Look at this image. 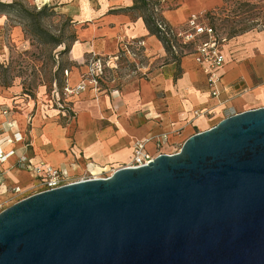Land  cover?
<instances>
[{"label":"water","instance_id":"95a60500","mask_svg":"<svg viewBox=\"0 0 264 264\" xmlns=\"http://www.w3.org/2000/svg\"><path fill=\"white\" fill-rule=\"evenodd\" d=\"M0 264H264V106L3 208Z\"/></svg>","mask_w":264,"mask_h":264},{"label":"crops","instance_id":"0c3cea01","mask_svg":"<svg viewBox=\"0 0 264 264\" xmlns=\"http://www.w3.org/2000/svg\"><path fill=\"white\" fill-rule=\"evenodd\" d=\"M136 1L91 0L88 10L75 19L76 35L69 55L72 62L81 64L86 55H115L141 41L150 62L139 69L148 72L147 80H133L109 92L88 89L66 98L67 108L44 112L37 105L30 115L24 108L16 112L0 103V144L8 154L0 163V210L19 199L11 191L14 186H20L25 195L30 189L36 191L33 165L45 163L70 175L94 170L111 173L128 163L136 141L149 139L145 149L150 152L165 133L164 147L181 145L188 136L228 115L264 106V27L236 39L226 37L219 94L213 97L192 52L160 67H149L166 50L146 25L145 7ZM222 3L162 0L160 16L181 27L190 14L215 12ZM67 76L71 86L81 80L79 68L73 67ZM195 110L202 114L195 116ZM15 132L22 139L7 142ZM22 157L27 161H20Z\"/></svg>","mask_w":264,"mask_h":264},{"label":"rangeland","instance_id":"374dc122","mask_svg":"<svg viewBox=\"0 0 264 264\" xmlns=\"http://www.w3.org/2000/svg\"><path fill=\"white\" fill-rule=\"evenodd\" d=\"M90 2L91 0H0L1 104L10 106L16 112H22L21 109L24 108L29 115L37 105L44 112L52 108L60 109V105L67 108L70 103L63 100L69 98L63 93V86L68 78L65 70L69 73L73 67L79 68L80 76L85 80L86 87L83 91H98L88 82L91 78L88 66L93 56L86 55L83 62L77 64L70 60L69 55L76 35L75 19L88 10ZM136 2L138 5L143 4L147 18L162 0ZM210 13L212 24L228 40L264 27V0H223L222 5ZM183 50L191 52L193 46ZM165 52L164 56L149 67H160L175 59L169 50ZM98 56L102 57L104 64L98 82L100 91L121 90L133 80L148 78V72L139 69L148 66L150 62L142 49L141 41L126 48L125 52ZM80 66L86 67L82 70ZM180 146L178 143L164 147L161 153L176 152ZM154 152L155 148L150 151ZM94 173H99V170H94ZM108 173L110 172L98 175L105 176ZM85 174H67V179H78Z\"/></svg>","mask_w":264,"mask_h":264},{"label":"built area","instance_id":"2783aa9c","mask_svg":"<svg viewBox=\"0 0 264 264\" xmlns=\"http://www.w3.org/2000/svg\"><path fill=\"white\" fill-rule=\"evenodd\" d=\"M157 13H160L159 7H155L152 10V18L163 44L168 47L169 52L172 53L175 59L188 53L187 50L183 49L193 46V50L191 52L194 55L195 62L206 75L209 93L211 96L217 97L219 94V70L225 62L223 43L226 41V36L219 32L212 24L211 13L207 11L192 13L188 16L186 22L181 27H174L170 25L160 15H157ZM92 56L93 57L90 59L88 66V72L91 76L88 82L92 83L95 89L99 90L98 82L101 79V75L104 70V64L102 63L101 56ZM65 73L68 75L67 70H65ZM85 87L86 84L83 78H81L79 83L74 86H71L66 82V84L63 86L64 96L78 95L85 89ZM57 98L59 99V97ZM65 99L66 98H63V100ZM60 108L62 109L63 106L60 105ZM201 114L202 111L200 110L194 111L195 116H199ZM21 139V134L19 132H15L13 133L12 138H8L6 141H20ZM148 141L149 139L136 141L134 143V149L130 160L122 167H138L148 163L156 155L163 152L161 150L167 143L168 136L164 133L157 140H155V154H152L145 149V143ZM7 155L8 154L4 152L0 144V163L6 159ZM20 161L26 162L27 159L22 157ZM32 170L37 180V188H34V190H36L35 192H32L33 189H30L27 192L28 195L42 190L54 189L74 181L104 177L98 175L103 173V171H99V173L88 171L89 174H85L79 179L68 181L67 174L64 171L58 168H53L49 165H46L45 163L33 165ZM11 191L19 199L28 196L25 195L26 192L20 186H14Z\"/></svg>","mask_w":264,"mask_h":264},{"label":"trees","instance_id":"16d2710c","mask_svg":"<svg viewBox=\"0 0 264 264\" xmlns=\"http://www.w3.org/2000/svg\"><path fill=\"white\" fill-rule=\"evenodd\" d=\"M145 20H146V25H148V27L150 28V30L151 31H154L158 35V37L161 39V37L158 34V30H157V28H156V26L154 24V21H153V18H152V13H149L148 14V17ZM161 41H162V39H161ZM164 48H165L166 51L169 50L166 45H164Z\"/></svg>","mask_w":264,"mask_h":264}]
</instances>
